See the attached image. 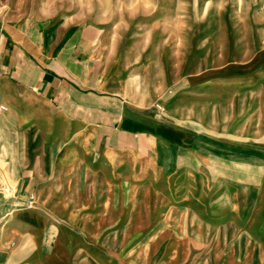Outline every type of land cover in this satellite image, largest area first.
Instances as JSON below:
<instances>
[{
	"label": "rangeland",
	"instance_id": "374dc122",
	"mask_svg": "<svg viewBox=\"0 0 264 264\" xmlns=\"http://www.w3.org/2000/svg\"><path fill=\"white\" fill-rule=\"evenodd\" d=\"M64 4L101 26L108 81L147 107L135 127L172 131L179 105L198 117V135L184 137L198 136L197 169L189 183L158 170L133 185L119 171L107 188L87 178L56 193L50 178L24 187L25 163L0 159V264H264V168L253 162L264 158V0Z\"/></svg>",
	"mask_w": 264,
	"mask_h": 264
},
{
	"label": "crops",
	"instance_id": "0c3cea01",
	"mask_svg": "<svg viewBox=\"0 0 264 264\" xmlns=\"http://www.w3.org/2000/svg\"><path fill=\"white\" fill-rule=\"evenodd\" d=\"M66 1L72 0H0V146L16 148L14 158L0 159L25 163L24 187L50 178L56 193L79 192L87 178L98 190L107 188L119 171H131L133 185V178H150L158 170L180 183L194 180L198 117L184 119L189 108L179 105L171 108L181 118L172 131L163 124L154 130L145 123L143 131L135 127L133 119L147 107L126 99L108 81L101 26L71 12ZM194 131L196 142L185 141ZM261 154L253 162L264 168ZM185 155L190 165L183 164ZM19 214L33 225L47 222L34 211Z\"/></svg>",
	"mask_w": 264,
	"mask_h": 264
},
{
	"label": "built area",
	"instance_id": "2783aa9c",
	"mask_svg": "<svg viewBox=\"0 0 264 264\" xmlns=\"http://www.w3.org/2000/svg\"><path fill=\"white\" fill-rule=\"evenodd\" d=\"M158 107H160V105H158ZM5 108V107H4Z\"/></svg>",
	"mask_w": 264,
	"mask_h": 264
}]
</instances>
